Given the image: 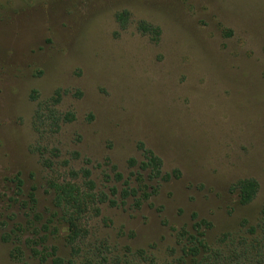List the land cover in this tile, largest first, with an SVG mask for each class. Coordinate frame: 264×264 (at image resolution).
I'll use <instances>...</instances> for the list:
<instances>
[{"label": "rangeland", "instance_id": "374dc122", "mask_svg": "<svg viewBox=\"0 0 264 264\" xmlns=\"http://www.w3.org/2000/svg\"><path fill=\"white\" fill-rule=\"evenodd\" d=\"M45 102L75 118L55 130ZM139 142L172 177L147 180L137 203L140 191H121L137 185ZM83 168L96 195L80 219L86 246L161 254L193 214L210 221L209 239L254 221L264 206V0H0V264H14L2 236L26 222L28 205L49 214L51 183L85 186L70 174ZM245 177L259 191L241 205L233 184Z\"/></svg>", "mask_w": 264, "mask_h": 264}, {"label": "trees", "instance_id": "16d2710c", "mask_svg": "<svg viewBox=\"0 0 264 264\" xmlns=\"http://www.w3.org/2000/svg\"><path fill=\"white\" fill-rule=\"evenodd\" d=\"M115 18L120 26H124L128 19L127 10L116 13ZM137 29L152 39H158L161 29L158 25L140 20ZM60 93L56 91L50 97L51 103L60 100ZM48 108L46 102L40 104L39 109ZM38 109V110H39ZM47 119L57 130L61 122H69L75 118L74 113L57 114L53 108L47 109ZM143 159L138 163L135 158L128 159V165L138 163V168L146 172H138L137 185L126 187L121 191L122 196H135L139 191L140 197L149 196L147 180H168L171 173L163 171V161L142 142L137 144ZM174 170L173 174H177ZM81 173V174H80ZM70 174L76 178H86L85 186L82 183L64 181L52 182L53 190L52 209L49 214L43 211H33L28 205L30 213L25 223H19L9 228L2 239L12 244L9 256L14 264H264V206L259 210L256 219L251 221L247 217L240 220L235 230L225 231L215 238L209 239L210 221L198 219L192 215V222L188 225L174 227V242L164 252L158 254L153 246L132 248L123 246L108 250L104 243L84 245L85 233L82 231L80 219L94 204L95 193L92 192L95 182L90 179L88 168L79 171L71 170ZM19 186L22 184L17 180ZM237 202L241 205L251 203L259 191V182L254 177H245L233 184ZM154 190V188H153ZM116 188L113 187V193ZM34 202L33 192H29L28 202ZM109 203H115L109 200ZM60 238L68 248L65 256L59 254Z\"/></svg>", "mask_w": 264, "mask_h": 264}]
</instances>
